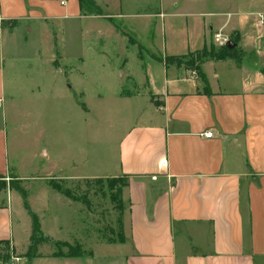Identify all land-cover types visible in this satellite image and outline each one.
Wrapping results in <instances>:
<instances>
[{"label": "crops", "instance_id": "0c3cea01", "mask_svg": "<svg viewBox=\"0 0 264 264\" xmlns=\"http://www.w3.org/2000/svg\"><path fill=\"white\" fill-rule=\"evenodd\" d=\"M119 1L93 0L100 11ZM211 1L210 8L173 0L130 16L117 8L102 16L112 28L113 20L134 19L155 50L157 35L163 36L164 56L202 48L214 23L235 36L238 51L235 58L204 59L198 71L143 50L148 108L120 138L109 173L128 179L120 197L122 238L106 242L125 248L124 264H264V65L257 61L264 60V26L256 17L264 15V0ZM89 16L78 0H0L5 32ZM176 21L181 47L167 42L161 28ZM102 34L105 44L113 34L126 37L119 30ZM116 96L130 101L143 94ZM10 210L0 207L6 225L0 240L11 238Z\"/></svg>", "mask_w": 264, "mask_h": 264}, {"label": "rangeland", "instance_id": "374dc122", "mask_svg": "<svg viewBox=\"0 0 264 264\" xmlns=\"http://www.w3.org/2000/svg\"><path fill=\"white\" fill-rule=\"evenodd\" d=\"M163 1L173 0H120L118 6L101 11L89 9L86 21L33 24L30 32L28 27L0 29V207H11L12 256L6 264H124L125 248L106 243L118 239L120 214L105 192L117 195L122 176L109 173L119 140L138 112L148 108L149 92L143 85L146 52L164 61L182 60V66L196 70L197 60L192 66L187 63L216 48L210 40L198 50L164 56L163 36L157 35L155 50L149 47L148 30L138 35L134 19L113 20L112 28L102 17L116 8L130 16ZM184 1L193 9L212 4ZM181 27L178 21L172 28L163 24L166 41L181 47ZM116 30L126 35L124 40L113 34L105 44L102 33ZM261 58L257 61L264 65ZM135 92L143 97L125 101L116 96ZM57 183L70 190L73 200L54 189ZM33 216L43 234L60 245L57 250L42 242L38 257L28 259ZM5 227L0 220V233ZM75 243L86 252L83 256L50 257L53 251L68 252V245ZM0 264L5 263L0 259Z\"/></svg>", "mask_w": 264, "mask_h": 264}, {"label": "trees", "instance_id": "16d2710c", "mask_svg": "<svg viewBox=\"0 0 264 264\" xmlns=\"http://www.w3.org/2000/svg\"><path fill=\"white\" fill-rule=\"evenodd\" d=\"M80 8L82 10V13L89 12V9H94L95 11H98V8L96 7L95 3L93 0H78ZM98 13V12H96ZM230 42L232 44L236 45V38L232 34ZM238 55V51L236 50V46L234 48H228L226 46L222 47H211L210 52L203 51V54L201 56L196 57L194 60H191L190 62L187 63L190 64L191 66L193 65L194 61L197 60V63L200 64L204 59H228V58H235ZM166 63H173L176 65H183L182 60L179 59H173L172 57H166L165 59ZM186 64V63H185ZM194 69L199 71V65L193 66ZM262 71L264 72V68H262ZM120 184L117 189V195L113 194L111 190L105 192V195L108 196L110 201L112 203H115L118 205L119 212L121 210V191L124 186L127 185L128 179L125 176H122L119 178ZM54 189L58 191L60 194L64 195L65 197L73 200V197L70 193V190L66 187H63L61 184L57 183L54 184ZM22 196H25V193L23 190H20ZM33 222H32V228H31V235H30V243L27 247V258L28 259H33L38 257V247L40 243H49L52 246H55L57 250L59 249V242L52 241L48 236L44 235L43 232L40 230V225L38 220L33 216ZM118 224H119V233H118V239L117 240H111L109 239L108 242H116L118 240H121L122 234H121V223H120V217L118 218ZM11 244L9 241L6 240H0V259L3 261L5 264L8 263V261L11 259V254H12V247L10 246ZM69 251L66 253H62L59 251H53L50 254V257H81L83 256L86 252L82 249V246L80 244L75 243L74 245H68ZM91 254V253H89Z\"/></svg>", "mask_w": 264, "mask_h": 264}, {"label": "built area", "instance_id": "2783aa9c", "mask_svg": "<svg viewBox=\"0 0 264 264\" xmlns=\"http://www.w3.org/2000/svg\"><path fill=\"white\" fill-rule=\"evenodd\" d=\"M256 17H257V24L259 28L263 27L264 26V15L256 14ZM230 39H231V35L224 34L221 30L213 31L212 37H211L212 43L216 47L225 46L227 42H230ZM192 73H195V71H193ZM203 136L211 137L212 132H205Z\"/></svg>", "mask_w": 264, "mask_h": 264}, {"label": "water", "instance_id": "95a60500", "mask_svg": "<svg viewBox=\"0 0 264 264\" xmlns=\"http://www.w3.org/2000/svg\"><path fill=\"white\" fill-rule=\"evenodd\" d=\"M209 29H212L211 25L209 26ZM225 46L228 47V48H234L236 45L232 44L231 42H227Z\"/></svg>", "mask_w": 264, "mask_h": 264}]
</instances>
